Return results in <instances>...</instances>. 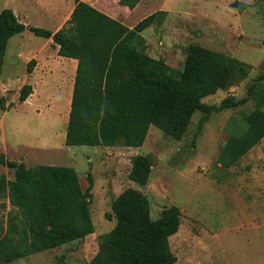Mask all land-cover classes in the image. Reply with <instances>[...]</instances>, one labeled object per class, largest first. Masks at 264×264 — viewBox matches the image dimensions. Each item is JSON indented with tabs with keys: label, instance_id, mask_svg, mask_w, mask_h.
Segmentation results:
<instances>
[{
	"label": "rangeland",
	"instance_id": "obj_1",
	"mask_svg": "<svg viewBox=\"0 0 264 264\" xmlns=\"http://www.w3.org/2000/svg\"><path fill=\"white\" fill-rule=\"evenodd\" d=\"M72 1L65 0L64 5ZM96 1L103 11L127 26L143 17V12L121 9L119 1ZM238 3L245 4L242 11ZM4 7L8 1L0 0V10ZM161 7L172 10L158 14L154 23L140 32L144 42H149L148 53L163 58L174 74L181 71L191 44L236 57L248 64V75L204 96L202 101L220 104L228 95L248 99L213 111L199 132L201 112L195 111L180 140L151 125L139 147L67 145L70 84H60L66 69L54 62L37 85L38 95L34 92L30 105L22 104L18 93L29 60L21 53L28 57V49L38 50L45 39L32 31L24 33L25 39L21 33L12 35L0 76V149L10 160L27 159L23 161L27 166H72L83 188L90 172L89 210L94 231L0 264H56L58 260L60 264H89L102 236L115 225V219L105 218V213L113 214L114 198L128 186L146 194L152 218L159 217L165 207L178 206L180 224L169 237L174 264H264V136L233 164L224 166L218 159L228 137L245 129L244 116L256 106L264 111V79H258L264 72V0H164ZM146 46L144 43L138 48ZM47 51L50 48L44 49ZM250 87L252 92L248 93ZM36 95L37 108L31 106ZM136 154L148 156L151 162L150 176L143 186L128 176ZM1 174L13 178V169L0 162ZM20 230L17 208L6 196L0 198V238L17 236Z\"/></svg>",
	"mask_w": 264,
	"mask_h": 264
},
{
	"label": "trees",
	"instance_id": "obj_2",
	"mask_svg": "<svg viewBox=\"0 0 264 264\" xmlns=\"http://www.w3.org/2000/svg\"><path fill=\"white\" fill-rule=\"evenodd\" d=\"M139 1L119 0L129 8ZM236 5L240 11L245 7ZM165 13L155 11L127 26L84 0H75L69 18L56 31L28 27L35 35L52 38L59 55L77 60L65 144L139 147L151 125L180 140L195 111L201 112L199 132L213 111L248 99L228 95L218 105L202 101L204 96L248 75V64L236 57L191 44L181 71L174 74L163 58L138 48L145 43L140 32L154 23L158 14ZM25 28L11 8L0 10V76L8 39ZM34 64L31 58L26 71L30 72ZM258 79H264V72ZM31 92V84L24 83L18 101L23 102ZM244 124L243 134L229 136L222 147L218 159L224 166L236 162L264 136V111L256 106L244 116ZM0 162L13 169V178L0 175V198L6 196L21 217L17 236L0 238V261L51 249L94 231L89 210L90 172L83 188L72 166H27L8 159L1 149ZM150 171L148 156L136 154L131 158L128 176L134 184L145 185ZM112 212H106L105 218H114L115 225L102 236L89 264H174L169 237L180 224L178 206L165 207L159 217L152 218L146 194L128 186L114 198Z\"/></svg>",
	"mask_w": 264,
	"mask_h": 264
},
{
	"label": "crops",
	"instance_id": "obj_3",
	"mask_svg": "<svg viewBox=\"0 0 264 264\" xmlns=\"http://www.w3.org/2000/svg\"><path fill=\"white\" fill-rule=\"evenodd\" d=\"M7 1H8V7L11 8L13 12L15 13V15L18 17V19L26 25V28L22 32L16 33V34L21 33V39L27 38L24 36V33L26 31H30L28 29L29 26H40L43 24L42 27L45 26V28H48L52 31H56L63 25V23L67 20V18H69V15L75 4V0H73L70 5L66 4V6L64 5L65 0H7ZM84 1L88 2L89 4L103 11L101 9V6L98 5V2L96 0H84ZM114 1L117 3L119 0H114ZM162 2H164V0H157V1L147 0V2L146 0H140L133 8H129L128 6L121 5L122 7L121 9L126 8V9H130L131 11H136L137 13L143 12L142 13L143 17L150 13L158 11V10L166 11V14L167 13L170 14L172 9H168V7H161ZM157 6L159 7L156 10L155 8H157ZM43 38L45 40L44 42L41 43V47H39L38 50L28 49L29 51L28 57H26L24 53H21L24 60H30L31 58L35 59V64L32 67V70L30 72L25 71L24 76L21 80V83L31 82L32 90L34 91H32L30 95L21 103L24 105H30L29 101L30 99H33L32 97H33L34 92L37 95L39 93V87H37V85L38 84L40 85L41 83L40 79L46 75L48 69L50 70L52 66H54V62H55V64H57L58 66L62 65L66 69V71L63 72L65 73L63 75L66 76L65 78L69 80L68 82L70 84L69 98H68V104H67V110H66V111H69L68 107L70 106L69 101H71L72 85H73L72 80H74L77 60L72 57H65V56L59 55L57 53V47L54 46L52 43V38L50 37L49 38L43 37ZM145 44L147 45L145 48V51L148 53L147 49H148L149 42L146 40ZM45 48H50V51L44 52ZM148 54L150 55V53ZM6 57L7 56L5 52L4 61ZM153 57H155V55H153ZM37 95L34 98V101L35 100L36 101L34 102L33 105L31 104V106L35 108L39 106L38 105L39 100L37 98ZM64 121L67 122V120H64ZM62 130L64 129L62 128ZM61 133L62 131L60 132V134ZM17 160L25 161L27 159L19 158Z\"/></svg>",
	"mask_w": 264,
	"mask_h": 264
},
{
	"label": "bare ground",
	"instance_id": "obj_4",
	"mask_svg": "<svg viewBox=\"0 0 264 264\" xmlns=\"http://www.w3.org/2000/svg\"><path fill=\"white\" fill-rule=\"evenodd\" d=\"M68 76H69V75H68ZM69 78H70V77H69ZM61 81H62L63 83L60 82V84H65V83H66L67 81H69V80H67V78H64V79H62ZM67 83H68V82H67ZM72 86H73V85H72ZM60 91H61V90H60ZM60 91H59V92H60ZM65 91H66V90H65ZM53 93H54V92H53ZM66 94H67V93H66ZM68 94H69V93H68ZM51 96H53V95L51 94ZM54 97H55V96H54ZM59 98H60V96H59ZM44 100H45V99H44ZM44 102H45V101H44ZM69 102H70V101H69ZM49 103H50V102H49ZM62 111H63V110H62Z\"/></svg>",
	"mask_w": 264,
	"mask_h": 264
},
{
	"label": "water",
	"instance_id": "obj_5",
	"mask_svg": "<svg viewBox=\"0 0 264 264\" xmlns=\"http://www.w3.org/2000/svg\"><path fill=\"white\" fill-rule=\"evenodd\" d=\"M217 105H218V103H217Z\"/></svg>",
	"mask_w": 264,
	"mask_h": 264
}]
</instances>
